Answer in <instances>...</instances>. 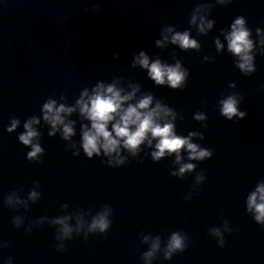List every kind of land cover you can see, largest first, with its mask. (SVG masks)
I'll return each mask as SVG.
<instances>
[{"label": "water", "instance_id": "95a60500", "mask_svg": "<svg viewBox=\"0 0 264 264\" xmlns=\"http://www.w3.org/2000/svg\"><path fill=\"white\" fill-rule=\"evenodd\" d=\"M201 17L212 22L204 32ZM238 17L253 43L250 73L239 69L225 38ZM185 31L198 49L172 43V35ZM262 39L264 0H0V264H264V228L247 211L248 195L264 183ZM140 52L149 63L179 62L188 72L182 88L157 85L135 62ZM98 85H113L121 95L135 89L125 108L151 95L149 108L157 102L168 107L175 134L197 133L191 142L212 156L191 160L181 149L179 163L175 153L154 161L152 138L135 155L121 146L122 165L102 163L110 159L103 150L88 158L82 131L91 121L76 102ZM230 95L243 118L221 114V101ZM49 100L74 109L61 113L65 123L73 122L68 139L62 125L53 131L43 119ZM197 113L205 119H195ZM32 117L39 121L32 127L39 134L33 143L43 149L40 162L27 159L31 145L19 140ZM14 119L19 123L9 132ZM185 163L195 168L173 175ZM105 211L109 229L88 232L93 217ZM65 216L71 239H57L62 226L54 221ZM213 228L223 233V247ZM174 231L186 233L187 247L165 259ZM157 237L159 250L145 260ZM61 244L66 250L57 251Z\"/></svg>", "mask_w": 264, "mask_h": 264}, {"label": "clouds", "instance_id": "9594fccd", "mask_svg": "<svg viewBox=\"0 0 264 264\" xmlns=\"http://www.w3.org/2000/svg\"><path fill=\"white\" fill-rule=\"evenodd\" d=\"M201 24L198 25L199 31L204 32L206 28L212 27V22H204V18L201 17ZM192 23L196 22V16L193 15ZM244 19L238 17L232 24L231 32L226 35L228 41V50L234 55L239 57L238 67L242 72L250 73L254 71V65L252 63V55L250 50L253 48V43L249 39L250 33L248 29L244 27ZM171 31V28L167 29ZM260 30L257 29V32ZM168 39L167 36L164 37ZM171 41L174 44H179L182 49L199 48V44L196 40L191 39L187 31L176 32L171 37ZM157 45L161 44V41H156ZM216 48L219 50L222 45L219 39L216 40ZM264 43V39L261 40ZM136 63L141 67L148 69L149 76L155 81L157 85H163L167 83L171 88L178 89L182 88L185 79L188 75L187 70L181 68L179 62L175 65L162 64L159 59L149 63L148 57L144 52L136 57ZM135 89L132 93L121 95V90L115 88L113 85H98L93 90L91 96L88 95L85 90L80 99L77 100L76 104L79 107V111L88 120L91 121V127H83L82 131V148L88 158H92L95 153L96 156H100L101 150L105 156L110 159L108 161H101L108 165H122L125 162V157L120 155L121 146L127 149L133 155L138 151V146L147 140L148 144H152V138L156 139L155 151L151 153L152 159L158 161L165 154H176V162L179 163L181 160L180 151L185 149L188 153V158L191 160L203 161L206 158L212 156V150L208 148H200L197 144L192 143L190 137L197 135V133L190 132L188 136H178L174 132V125L172 120L166 119L171 116L174 118L175 113L172 112L168 107L157 102L154 107L149 108L152 103L153 97L147 95L139 99V101L133 105L128 104L125 108L122 106V102L128 101L132 98ZM87 97V100H85ZM239 101L234 95H230L227 99L221 101V114L229 120L233 117L243 118L245 112L240 111L237 107ZM55 101L49 100L43 105V119L48 122L53 131L56 130L57 125H62L63 138L68 139L74 134L72 121L67 123L64 122V117L61 113L70 114L74 111L72 107H66L63 104L58 107H54ZM118 117V119H116ZM195 119L204 120L203 113H197ZM110 121H114L111 125V131L108 129ZM161 121H164L161 123ZM18 120H12L11 126L7 129L9 132L13 131ZM39 123V121L32 117L27 120L23 127L25 131L20 134L19 140L23 145H31V151L27 153V159L32 161H39V155L43 152V149L38 143H33V138L37 137L38 132L32 127L33 124ZM52 133H49L51 135ZM149 134L150 137L149 138ZM203 138V137H201ZM115 154V155H113ZM75 155V153H74ZM195 168L194 164L185 163L182 164L178 172L173 173L175 176H181L186 172H191ZM205 179L201 174L197 176V182L199 183ZM37 193L32 191L29 193V199L35 200ZM8 204L12 203L11 197L7 200ZM247 211L254 214V221L264 228V183L257 185L255 191L251 192L247 197ZM108 213L105 211L99 213L93 217L91 223L88 225V232H99L105 233L109 229L111 222L107 218ZM68 217H59L54 223L61 225L60 238L71 239V233L73 231L66 221ZM15 223L19 224V218L17 217ZM226 223V222H225ZM82 221L78 219L77 231L79 230ZM213 235L219 237L217 243L223 247L225 239L223 233L219 228H213L210 230ZM225 231L229 229L225 228ZM87 239V237H85ZM147 240V237H144ZM186 233L172 232L168 239L166 250L164 252L165 259H170L174 253L182 252L186 249ZM160 239L157 237L151 244L149 251L143 254V258L147 260L155 255L159 250ZM57 251H64L66 247L61 244L56 246Z\"/></svg>", "mask_w": 264, "mask_h": 264}]
</instances>
